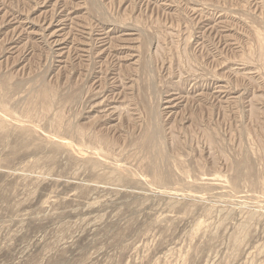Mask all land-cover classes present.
Returning <instances> with one entry per match:
<instances>
[{
    "label": "rangeland",
    "instance_id": "rangeland-1",
    "mask_svg": "<svg viewBox=\"0 0 264 264\" xmlns=\"http://www.w3.org/2000/svg\"><path fill=\"white\" fill-rule=\"evenodd\" d=\"M0 264H264V0H0Z\"/></svg>",
    "mask_w": 264,
    "mask_h": 264
}]
</instances>
